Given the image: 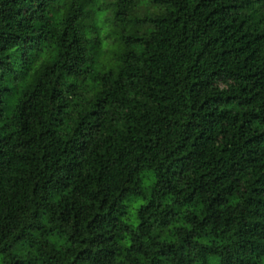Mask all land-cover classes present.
Masks as SVG:
<instances>
[{
  "label": "trees",
  "instance_id": "1",
  "mask_svg": "<svg viewBox=\"0 0 264 264\" xmlns=\"http://www.w3.org/2000/svg\"><path fill=\"white\" fill-rule=\"evenodd\" d=\"M104 1L0 0V264H264V0Z\"/></svg>",
  "mask_w": 264,
  "mask_h": 264
},
{
  "label": "rangeland",
  "instance_id": "2",
  "mask_svg": "<svg viewBox=\"0 0 264 264\" xmlns=\"http://www.w3.org/2000/svg\"><path fill=\"white\" fill-rule=\"evenodd\" d=\"M105 2L104 0H97V6L100 8L99 10V16L100 18L102 17V14H106L107 13V7L104 5ZM144 1L140 0L138 2V5H140L141 7L144 6ZM97 26L99 27V31H98V35L101 37V42H102V47H104V50L105 51H108V49L110 48V50H112L113 48L115 49L114 47V44H112L113 42V35L114 34L113 32L108 34V32L110 31V27L106 26V25H102V24H97ZM109 30V31H108ZM108 31V32H107ZM111 43V45H110ZM107 58V57H105Z\"/></svg>",
  "mask_w": 264,
  "mask_h": 264
}]
</instances>
